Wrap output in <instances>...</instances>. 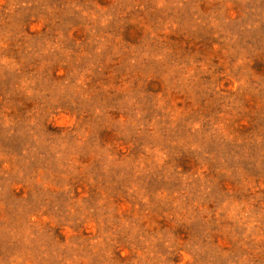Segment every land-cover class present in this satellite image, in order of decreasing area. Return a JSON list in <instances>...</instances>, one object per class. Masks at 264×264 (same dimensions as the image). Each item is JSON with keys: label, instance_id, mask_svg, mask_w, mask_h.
<instances>
[{"label": "rangeland", "instance_id": "obj_1", "mask_svg": "<svg viewBox=\"0 0 264 264\" xmlns=\"http://www.w3.org/2000/svg\"><path fill=\"white\" fill-rule=\"evenodd\" d=\"M0 264H264V0H0Z\"/></svg>", "mask_w": 264, "mask_h": 264}]
</instances>
